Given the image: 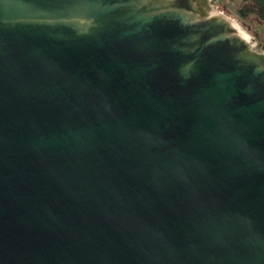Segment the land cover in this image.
<instances>
[{
    "label": "water",
    "instance_id": "obj_1",
    "mask_svg": "<svg viewBox=\"0 0 264 264\" xmlns=\"http://www.w3.org/2000/svg\"><path fill=\"white\" fill-rule=\"evenodd\" d=\"M218 0H0V264H264V53Z\"/></svg>",
    "mask_w": 264,
    "mask_h": 264
},
{
    "label": "rangeland",
    "instance_id": "obj_2",
    "mask_svg": "<svg viewBox=\"0 0 264 264\" xmlns=\"http://www.w3.org/2000/svg\"><path fill=\"white\" fill-rule=\"evenodd\" d=\"M220 4L228 13L233 15L237 21L242 23L249 32H252L257 37V42H255V51L264 53V24L256 19L253 15H247L245 17L239 15V10L241 8V3L239 1H224L218 0Z\"/></svg>",
    "mask_w": 264,
    "mask_h": 264
},
{
    "label": "trees",
    "instance_id": "obj_3",
    "mask_svg": "<svg viewBox=\"0 0 264 264\" xmlns=\"http://www.w3.org/2000/svg\"><path fill=\"white\" fill-rule=\"evenodd\" d=\"M224 1H239L241 8L239 10L240 16L253 15L257 20L264 24V0H224Z\"/></svg>",
    "mask_w": 264,
    "mask_h": 264
}]
</instances>
